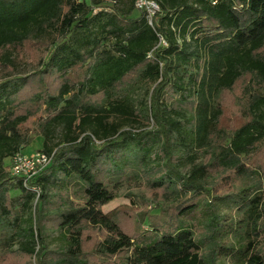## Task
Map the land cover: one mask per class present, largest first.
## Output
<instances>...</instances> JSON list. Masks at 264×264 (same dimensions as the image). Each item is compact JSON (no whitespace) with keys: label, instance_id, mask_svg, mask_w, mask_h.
I'll use <instances>...</instances> for the list:
<instances>
[{"label":"trees","instance_id":"obj_1","mask_svg":"<svg viewBox=\"0 0 264 264\" xmlns=\"http://www.w3.org/2000/svg\"><path fill=\"white\" fill-rule=\"evenodd\" d=\"M121 1L0 0V264H264V0H156L152 25ZM138 84L153 87L150 111L129 98ZM143 120L156 129L127 130ZM37 138L52 162L27 186L12 158ZM156 139L167 169L186 174L150 167L144 147ZM249 179L241 249L215 238L231 220L205 237L182 227ZM131 180L155 214L104 211ZM52 223L67 229L62 248L45 243Z\"/></svg>","mask_w":264,"mask_h":264},{"label":"rangeland","instance_id":"obj_2","mask_svg":"<svg viewBox=\"0 0 264 264\" xmlns=\"http://www.w3.org/2000/svg\"><path fill=\"white\" fill-rule=\"evenodd\" d=\"M89 1V0H87ZM132 0H122L119 3L120 7L128 8L130 7ZM140 11H135L133 16L137 17L140 15ZM164 43V41H163ZM152 89L153 87H149L146 84H138L134 87L130 94L129 98L136 103L137 105L143 107L144 111H150V106L152 104ZM162 95L165 97L169 96V92L165 93L163 89L160 91ZM163 101V100H162ZM165 103V102H164ZM191 119V117H189ZM156 127L153 122L143 120L140 124L135 125L131 129L135 133H145L149 131H154ZM62 137V129L59 128L56 131V135L51 144H56L61 140ZM190 150H195L196 145L194 142H189ZM42 149V138H37L30 147L24 150L25 155H32L36 152H40ZM161 143L156 139L152 146L144 147V152L146 158L149 160L150 167H152L158 173H168L169 175H184L187 173L188 168L177 167L178 171L173 172L172 170H168V162L165 158V155L161 151ZM188 148L181 145L180 141H177L175 147V154L180 157L181 154L187 153ZM129 161L128 156H122L121 160L118 161V166L123 168ZM9 164V161H7ZM258 187V182L255 179H249L244 181L240 185H238L237 192L238 195L233 198L224 199V200H209L205 203H202L198 206V208L191 213H189L183 219L182 227H187L189 229H193L195 226L201 229L199 235L201 237H205V230L209 225H218L221 219H228L227 221H233V224L227 223L225 227H218L220 231L215 237L220 244H226L231 246L234 249H241L243 247V238L239 234L240 229L242 227L243 217L236 212V206L238 205L237 201L241 198L248 199L252 197ZM36 201L34 202V205ZM148 206V211H152L155 214L154 206L151 203V194L144 187H141L135 180H131L126 184L121 193L116 196V198L104 206V211H115L119 210V217L122 220L126 219L127 215L138 218L139 212L144 211V209ZM23 228L26 230L32 225H34V208L24 215L23 217ZM226 223V222H225ZM231 225V226H230ZM146 231V227L143 228ZM18 241H25V239L20 238ZM45 243L51 248H62L67 244V229H58L56 223H52L48 226L47 233L45 235ZM202 244L205 245V241H201ZM18 246L15 247V249ZM223 263L231 264L232 259L229 257L227 259L222 258Z\"/></svg>","mask_w":264,"mask_h":264},{"label":"built area","instance_id":"obj_3","mask_svg":"<svg viewBox=\"0 0 264 264\" xmlns=\"http://www.w3.org/2000/svg\"><path fill=\"white\" fill-rule=\"evenodd\" d=\"M136 9L138 11H146L150 25H152L153 17L160 12V8L156 0H136ZM52 157L42 152H36L32 155L18 153L12 158L10 174L13 177L20 178L25 185H30L39 174L50 166ZM37 194L39 188H32Z\"/></svg>","mask_w":264,"mask_h":264},{"label":"crops","instance_id":"obj_4","mask_svg":"<svg viewBox=\"0 0 264 264\" xmlns=\"http://www.w3.org/2000/svg\"><path fill=\"white\" fill-rule=\"evenodd\" d=\"M23 153H24V151H23Z\"/></svg>","mask_w":264,"mask_h":264}]
</instances>
